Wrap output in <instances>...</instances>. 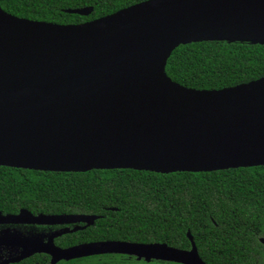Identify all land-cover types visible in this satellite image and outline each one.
<instances>
[{"label":"water","instance_id":"obj_1","mask_svg":"<svg viewBox=\"0 0 264 264\" xmlns=\"http://www.w3.org/2000/svg\"><path fill=\"white\" fill-rule=\"evenodd\" d=\"M203 41L264 44V0H145L79 24L18 17L0 4V166L164 174L264 166V77L207 90L167 74L177 47ZM98 218L0 211V224ZM64 232L42 244L52 261L126 253L206 264L190 231L188 250L126 241L59 248Z\"/></svg>","mask_w":264,"mask_h":264},{"label":"trees","instance_id":"obj_2","mask_svg":"<svg viewBox=\"0 0 264 264\" xmlns=\"http://www.w3.org/2000/svg\"><path fill=\"white\" fill-rule=\"evenodd\" d=\"M145 0H0L18 17L60 24L91 21ZM93 7L90 15L68 9ZM167 74L193 89H223L264 77V44L203 41L180 45ZM113 208V209H111ZM96 214L82 240L122 239L191 247L208 264H264V166L212 172L135 169L41 171L0 166V211ZM85 238V239H84Z\"/></svg>","mask_w":264,"mask_h":264},{"label":"flooded vegetation","instance_id":"obj_3","mask_svg":"<svg viewBox=\"0 0 264 264\" xmlns=\"http://www.w3.org/2000/svg\"><path fill=\"white\" fill-rule=\"evenodd\" d=\"M78 215H95L99 216L98 219L102 217V215L96 214ZM98 219H96L95 223ZM94 224L89 226H86L85 222H70L65 224H0V264H186L166 259L139 258L136 255L126 253H103L68 260L61 259L59 261H52L51 254L44 251L42 244H46L55 233L64 231L66 232L54 238V243L59 248H69L90 242L126 241L112 238L90 239L89 236L85 237L88 240L80 241V238L83 237L80 232L86 231L91 226H94ZM19 228H24L26 231H22ZM26 238L38 239L44 243L36 242L35 244H32L33 242H26ZM191 247L187 248V250L191 249ZM204 262L208 264V261Z\"/></svg>","mask_w":264,"mask_h":264},{"label":"rangeland","instance_id":"obj_4","mask_svg":"<svg viewBox=\"0 0 264 264\" xmlns=\"http://www.w3.org/2000/svg\"><path fill=\"white\" fill-rule=\"evenodd\" d=\"M20 230H22V231H26V229H24V228H19Z\"/></svg>","mask_w":264,"mask_h":264}]
</instances>
